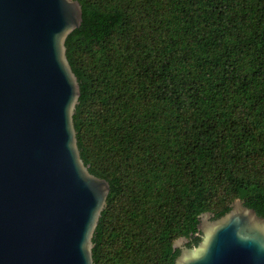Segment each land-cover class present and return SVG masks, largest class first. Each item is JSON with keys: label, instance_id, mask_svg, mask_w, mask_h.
<instances>
[{"label": "trees", "instance_id": "16d2710c", "mask_svg": "<svg viewBox=\"0 0 264 264\" xmlns=\"http://www.w3.org/2000/svg\"><path fill=\"white\" fill-rule=\"evenodd\" d=\"M80 157L109 183L94 264H175L198 216L264 218V0H75Z\"/></svg>", "mask_w": 264, "mask_h": 264}, {"label": "water", "instance_id": "95a60500", "mask_svg": "<svg viewBox=\"0 0 264 264\" xmlns=\"http://www.w3.org/2000/svg\"><path fill=\"white\" fill-rule=\"evenodd\" d=\"M81 22L75 0H0V264H94L110 186L77 146L65 43ZM230 206L197 217L202 240L174 243L175 264H264V218L237 198Z\"/></svg>", "mask_w": 264, "mask_h": 264}, {"label": "rangeland", "instance_id": "374dc122", "mask_svg": "<svg viewBox=\"0 0 264 264\" xmlns=\"http://www.w3.org/2000/svg\"><path fill=\"white\" fill-rule=\"evenodd\" d=\"M185 243H187V241L186 240H182V239H178V240L175 241V244H176L177 247H182Z\"/></svg>", "mask_w": 264, "mask_h": 264}]
</instances>
